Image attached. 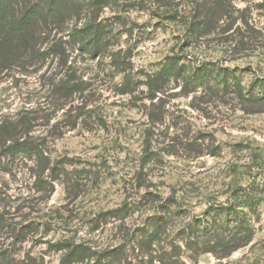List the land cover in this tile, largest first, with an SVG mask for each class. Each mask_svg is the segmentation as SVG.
I'll list each match as a JSON object with an SVG mask.
<instances>
[{
    "label": "rangeland",
    "instance_id": "rangeland-1",
    "mask_svg": "<svg viewBox=\"0 0 264 264\" xmlns=\"http://www.w3.org/2000/svg\"><path fill=\"white\" fill-rule=\"evenodd\" d=\"M192 1L119 0L95 10L115 50L129 57L126 72L134 81L173 55L183 56L186 70L212 67V91L185 95L183 83L172 81L156 124L147 117L148 100H141L144 85L133 101L116 93L124 72L108 59L75 63L79 76L91 78L89 89L65 107L85 103L81 112L90 111L79 118L65 116L56 108L63 100L49 95V80L65 72L55 61L0 71V124L31 112L37 119L30 136L47 144L52 157L43 174L34 158L0 159V264H62L66 250L52 249L54 243L91 248L89 259L72 264H164L151 262L133 238L168 198L181 206L155 244L158 255L171 253L174 262L165 264H264V203L250 219L251 238L229 256L181 241L185 225L209 206L226 204L236 187L264 184V102L249 105L242 96L264 97V0H224V20L188 45ZM224 78L228 89L217 85ZM148 147L157 158L142 170ZM63 157L73 159L65 163L67 175L52 181L50 168ZM38 176L47 183H37ZM150 193L156 202L146 200ZM125 202V217L105 213Z\"/></svg>",
    "mask_w": 264,
    "mask_h": 264
},
{
    "label": "trees",
    "instance_id": "trees-1",
    "mask_svg": "<svg viewBox=\"0 0 264 264\" xmlns=\"http://www.w3.org/2000/svg\"><path fill=\"white\" fill-rule=\"evenodd\" d=\"M122 1V5L124 3L130 5V0ZM115 3H119V0H0V71L45 63L48 59L55 61L65 72L61 78L49 80L48 92L57 100H63L56 107L59 110L65 109L68 99L85 93L90 87L91 78L85 79L77 74L78 57L108 59L111 67L124 72V78L114 85L117 94L128 95L133 101L137 92H140L139 87L144 85L142 90L144 98L141 100H148L149 104H145L147 117L154 124L164 119L163 95L168 91L172 81L183 83L181 88L185 89V95L200 89L212 91V67L193 65L192 70H186L187 65L181 63L183 56L178 55L167 58L155 72L146 73L145 80L141 82L130 78L131 74L126 72L129 57L122 55L121 49L115 50L116 45L112 42L108 25L95 14L96 9H103ZM191 4L193 11L190 13L185 33L188 45L211 35L214 27L224 20L226 13L224 0H193ZM122 20L125 21V18ZM224 74L228 75L227 72ZM230 82V79L224 78L217 85H224L223 87L228 89ZM236 91L240 93L242 91L239 84L235 86ZM242 96L249 105L264 102V97L261 96L247 97L244 94ZM84 104L71 105L65 109L64 115H70V112H75L77 118L87 115L90 110L81 112L87 108ZM31 114L27 111L16 120L6 119L0 124V159L2 157L14 159L20 156L34 158L37 170L43 174L49 169L52 157L47 150V144L30 136L34 127L33 122L37 119L32 118ZM70 116L73 117L72 114ZM76 120L75 118V122ZM156 155L157 152L151 150V147L145 149L142 170L155 162ZM70 161L73 159L65 157L56 161V165L50 168L52 181L59 180L63 174L67 175L65 163ZM36 182L41 185L47 183L39 176ZM73 183L75 185V182ZM144 197L148 202L157 201L152 193L145 194ZM166 202V204L158 202L160 215L151 216L148 219L149 228L140 230L133 238L145 256L152 258L151 262L158 259L164 264L174 262L173 257L167 252L164 257L155 253L157 252L155 244L162 241V234L166 232L170 223L169 217L177 213L181 206L176 198H168ZM263 203L264 184L255 180L247 186H238L232 191L226 204L209 206L201 217H196L185 225L181 241L197 252H213L220 257L229 256L243 245V241H247L246 238H251L250 219L254 215H260ZM173 206L174 208H171ZM127 212L128 203L125 202L121 207L105 213L118 219L121 216L125 217ZM50 247L66 250L62 264L84 262L92 255L91 248L81 243L71 246L54 243Z\"/></svg>",
    "mask_w": 264,
    "mask_h": 264
}]
</instances>
